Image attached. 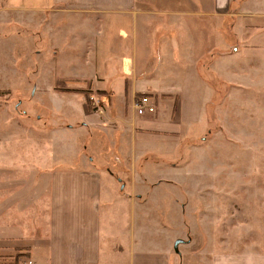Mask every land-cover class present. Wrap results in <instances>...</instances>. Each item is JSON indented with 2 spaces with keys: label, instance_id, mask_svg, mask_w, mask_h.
<instances>
[{
  "label": "crops",
  "instance_id": "crops-1",
  "mask_svg": "<svg viewBox=\"0 0 264 264\" xmlns=\"http://www.w3.org/2000/svg\"><path fill=\"white\" fill-rule=\"evenodd\" d=\"M0 3L18 14L35 15L55 8L59 37L69 41L61 45L71 48L64 54L67 58L59 60L62 120L51 134L54 151L38 147L34 161L29 147L16 161L11 159L12 151L7 158L0 153V254L10 256L22 249L29 257L27 262L22 263L20 257L7 264H264V248L255 241L247 250L234 249L239 247L234 241L224 250L223 226L218 240H207L199 249L192 241L183 242L177 253L176 232L157 222L144 225L138 216L132 217L142 209L138 194L126 197L119 192L111 198L112 184L122 179L102 170L107 168L103 160L110 156L116 164L133 166L140 157L137 153L143 151L141 138L152 135L145 131L153 121L137 119L133 113L136 94L162 102L179 97L182 87L177 89V85L188 78L184 72L196 71L201 52L208 46L221 47L209 64L217 74L230 68L236 78L240 67L246 66L264 86V0ZM72 65L79 69L63 71ZM83 84L106 91L108 106L101 109L102 114L79 104L77 92L69 90ZM112 104L119 107L113 111ZM78 112L81 117L73 120L71 116ZM77 133V140L64 143V137ZM33 168H38L34 175ZM163 196L171 199L168 208L174 210L170 192ZM156 207L161 208L160 202ZM122 209L127 218H121ZM202 227L207 234L211 231L207 225ZM232 228L238 234L239 225ZM160 232L164 240H159Z\"/></svg>",
  "mask_w": 264,
  "mask_h": 264
},
{
  "label": "rangeland",
  "instance_id": "rangeland-1",
  "mask_svg": "<svg viewBox=\"0 0 264 264\" xmlns=\"http://www.w3.org/2000/svg\"><path fill=\"white\" fill-rule=\"evenodd\" d=\"M59 35L55 8L35 15L18 14L0 3V153L4 158L12 151L11 159H22L29 147L34 161L38 147L49 153L55 149L51 134L62 120L59 60L71 52L61 45L69 41ZM220 48L208 46L201 52L196 71L184 72L188 78L177 85V89L182 87L179 97L162 102L150 95L153 113L133 110L137 119L153 121L145 131L152 135L141 138L143 151L137 153L140 157L133 166L116 164L110 156L103 160L107 168L102 170L122 179L112 184L115 192L111 198H117L119 192L126 197L138 194L142 209L132 217L138 216L144 225L157 222L169 227L180 243L192 241L199 249L202 243L222 235L224 250L232 241L239 246L234 247L237 250H247L252 241L264 248V86L246 66L240 67L236 78L230 68L219 71L224 78L213 71L209 64ZM75 68L79 66L63 67V71L70 73ZM69 90L76 91L78 103L92 111L108 106L102 88L83 84ZM142 94H136L134 102ZM112 106L113 111L119 107ZM77 115L71 118L79 120V112ZM78 137L77 133L63 141L71 144ZM36 170L33 168V175ZM169 192L174 210L168 208L171 199H161ZM125 210L121 218H127ZM203 225L210 227L209 235ZM233 225H239L238 234L232 231ZM222 226L226 231L221 234ZM159 240H164L162 232ZM19 253L21 262H27L28 253ZM13 259L14 253L0 254V264Z\"/></svg>",
  "mask_w": 264,
  "mask_h": 264
},
{
  "label": "built area",
  "instance_id": "built-area-1",
  "mask_svg": "<svg viewBox=\"0 0 264 264\" xmlns=\"http://www.w3.org/2000/svg\"><path fill=\"white\" fill-rule=\"evenodd\" d=\"M149 98L147 96L139 97L134 102V108L137 111L138 114H143L145 111L147 112H153L154 106L151 104H148ZM98 110V113H101V107H96Z\"/></svg>",
  "mask_w": 264,
  "mask_h": 264
},
{
  "label": "trees",
  "instance_id": "trees-1",
  "mask_svg": "<svg viewBox=\"0 0 264 264\" xmlns=\"http://www.w3.org/2000/svg\"><path fill=\"white\" fill-rule=\"evenodd\" d=\"M144 94H142V95H138L139 97H142ZM22 249H19V250H17L16 251V253L14 254V258H15V260H18L19 258H20V253H19V251H21Z\"/></svg>",
  "mask_w": 264,
  "mask_h": 264
},
{
  "label": "water",
  "instance_id": "water-1",
  "mask_svg": "<svg viewBox=\"0 0 264 264\" xmlns=\"http://www.w3.org/2000/svg\"><path fill=\"white\" fill-rule=\"evenodd\" d=\"M180 243V239H177L174 243V249L177 252V244Z\"/></svg>",
  "mask_w": 264,
  "mask_h": 264
}]
</instances>
